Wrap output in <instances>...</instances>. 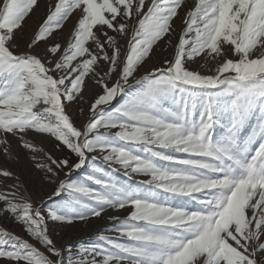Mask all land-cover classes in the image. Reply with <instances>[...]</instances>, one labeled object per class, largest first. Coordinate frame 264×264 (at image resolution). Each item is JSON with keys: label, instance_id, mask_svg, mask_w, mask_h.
<instances>
[{"label": "snow or ice", "instance_id": "1", "mask_svg": "<svg viewBox=\"0 0 264 264\" xmlns=\"http://www.w3.org/2000/svg\"><path fill=\"white\" fill-rule=\"evenodd\" d=\"M21 151L50 192L0 165L28 237L0 226V264H264V0H0V156ZM109 210L57 246L49 222Z\"/></svg>", "mask_w": 264, "mask_h": 264}, {"label": "rangeland", "instance_id": "2", "mask_svg": "<svg viewBox=\"0 0 264 264\" xmlns=\"http://www.w3.org/2000/svg\"><path fill=\"white\" fill-rule=\"evenodd\" d=\"M189 5L194 4L195 0H187ZM44 14V9L41 8V11L37 14V17L33 20L29 21L30 25L35 28L36 20ZM67 36V33H65V37ZM196 65H193V68H196ZM119 99V98H118ZM115 103V101H114ZM86 108V106H85ZM74 114L77 112V109H73ZM44 146L48 149L51 148V144L45 142ZM0 165H3L6 168H9L13 172L17 173L21 180H23L26 185H28L30 190L36 191L37 194L43 195V191L41 189H45L50 192V189L47 188L46 185H42L41 182L38 179V176L34 175L29 161L24 157L23 152L21 151V159L19 163H6L4 158L0 156ZM87 173H84L83 175H78L77 172L73 173V176L77 178V180L84 181L86 178ZM119 178L122 181L127 182V178L124 177L123 172L119 174ZM146 179V177L143 176H135L133 178L132 182L140 181ZM0 181H3L4 184H10L12 181L9 178L0 177ZM90 187H96L95 185H92L89 182ZM111 214H118L123 217L126 213H112L111 210L107 214H105L104 219L100 218H92L88 223H84L81 221H77L75 226H54L50 223V229L54 236V239L56 240L57 246L62 247L66 245H76L78 242L81 241H88L91 239H94V234L98 230L105 229L109 227L111 224V221L107 219V215ZM0 226L7 228L9 231H12L16 233L17 235H20L24 238H28L26 234L23 232L22 228L14 224L10 220H6L3 218H0ZM109 235H112L111 233H107ZM43 250V249H42Z\"/></svg>", "mask_w": 264, "mask_h": 264}]
</instances>
